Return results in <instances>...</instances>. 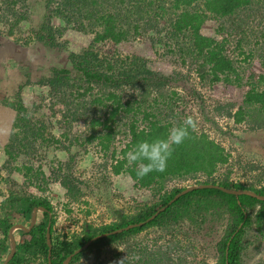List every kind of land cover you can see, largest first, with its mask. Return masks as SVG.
Instances as JSON below:
<instances>
[{
    "label": "trees",
    "instance_id": "16d2710c",
    "mask_svg": "<svg viewBox=\"0 0 264 264\" xmlns=\"http://www.w3.org/2000/svg\"><path fill=\"white\" fill-rule=\"evenodd\" d=\"M42 2L45 9L43 19L38 27L32 29L35 40L50 48L61 47L58 38L71 24L76 30L93 33L94 37L88 49L69 55L75 69L73 77L67 69L51 68V75L42 76L38 82L47 85L50 91L62 92L67 87L74 94L76 109L68 111L72 118L68 114L65 120L69 122L81 117L88 120L91 133L87 141L100 138L99 145L106 150L110 143L113 144L115 134L125 135L120 157L110 163L111 171L127 174L138 188L150 189L153 199L138 206L134 213L118 211L117 218L111 223L101 226L85 224L79 234L65 236L54 229L49 201L11 191L1 204L4 214L0 215L1 248L13 224L5 219L6 216L24 222L30 218L33 207L43 206L46 210L37 214L40 218L27 234L16 237L15 254L8 264H32L38 259L43 264H61L92 237L145 221L187 186L182 185L185 180H195V184L249 189L264 195V184H258L264 180V168L256 182L231 178L230 168L220 172L219 168L229 163V153L199 128L175 148L164 172L153 171L143 179H137L136 165L127 166V152L138 141L162 137L170 127L181 124L186 116H193L182 108L187 94L182 95L180 89L170 86L165 75L149 69L141 56L114 58L100 55L95 49L99 42L118 43L127 40L131 32L143 34L154 30L153 35H157L155 43L169 41L172 46L167 45L168 51L177 54L178 63L187 66L185 75L192 73L203 87L229 83L246 70L250 71L248 75L252 78L254 60H257L262 87L257 88L250 82L243 105L240 104L235 111L229 104H217L214 110L231 117L235 123H246L249 130L264 131V0ZM5 3L3 13L7 12L2 16L9 22L8 32L11 34L13 27L20 26L19 23L26 18L23 13L17 17L15 12L19 0H0V4ZM209 22L215 23L216 31L222 33L220 39L203 33ZM261 25V34L252 33L255 26ZM28 40L24 43L27 44ZM231 41L237 52L229 50ZM240 55L243 56L241 60ZM242 62L246 63L245 66ZM192 69L193 72H190ZM94 87L98 88L96 92ZM22 88L19 86L15 98L4 100L16 113L4 149L6 160L10 163L17 158L18 149L29 150L37 139L41 142L46 139L42 125L32 122V114L19 95ZM189 94L193 102L205 106L199 90L191 89ZM86 96L90 97L89 100ZM85 106L89 107L79 109ZM99 126L103 127L100 131L95 129ZM120 127H123L122 131ZM24 167L26 175L40 174L32 172L31 166ZM255 168L256 164L249 165L250 170ZM62 182L69 186L71 197H76V185L70 179ZM48 222L50 263L46 243ZM219 227L220 234L213 244L217 253L215 264H245L248 258L259 253L264 242V200L247 194L236 196L215 187L194 189L178 197L142 226L97 237L85 249L74 254L69 264H79L82 258L97 259L103 250L107 253L111 251L105 264H119L121 259H124L123 264H194L195 247L199 240L209 238L214 242ZM150 228L155 233L151 243H142L136 238ZM120 244H124V251H119ZM199 264L208 263L203 260Z\"/></svg>",
    "mask_w": 264,
    "mask_h": 264
},
{
    "label": "rangeland",
    "instance_id": "374dc122",
    "mask_svg": "<svg viewBox=\"0 0 264 264\" xmlns=\"http://www.w3.org/2000/svg\"><path fill=\"white\" fill-rule=\"evenodd\" d=\"M4 7L6 3L0 4V215L4 216L1 204L11 191L43 198L49 201L52 207L56 233L69 236L79 234L85 224L101 226L111 223L117 218L118 211L131 214L141 204L150 202L153 199L150 189L138 188L127 174H114L111 171L110 163L120 157V150L126 141L125 135L115 134L113 144L110 143L106 150L99 145L100 138L87 141L91 133L88 120L84 117L69 122L65 120L68 111L74 112L76 109L74 94L70 93L67 87L66 90L63 88L62 92H53L47 85L38 82L42 76L51 75V68L67 69L73 77L75 69L69 55L88 49L94 34L76 30L71 24L58 38L61 47L50 48L32 36V29L38 27L45 12L42 0H19V3H16L17 17L23 13L26 19L19 23L20 26H14L11 34L8 32L9 22L2 16L7 12L3 13ZM262 26H255L252 33L261 34ZM215 27V23L209 22L202 31L220 39L222 33L217 32ZM153 31L149 30L143 34L131 32L127 40L123 39L118 43L99 42L95 49L100 55L114 58L141 56L149 69L165 75L170 86L180 89L182 95L187 94L189 101L183 99L182 108L192 113L198 121L199 130L207 133L229 153V163L222 165L220 172L230 168L231 178L256 182L264 168V131L249 130L246 123H235L231 117L217 113L214 108L217 104H229L232 111H235L240 104L243 105L244 97L251 86L250 82L257 88L262 87L259 82L258 61L254 60L255 72L252 78L248 75L250 71L246 70L229 83L203 87L192 73L185 75L187 66L178 63L177 54L168 51L167 45L172 46L168 44L169 41L155 43L157 35H153ZM26 40L29 41L27 44L24 43ZM232 45L233 41L228 46L230 51L234 49ZM237 58L239 59L238 56ZM241 58L242 55L240 60ZM245 64L242 62L243 66ZM19 86H23L19 95L32 114V122L42 125L46 139L43 142L37 139L29 150L18 149L17 158L10 163L6 160L4 149L16 113L4 100L15 98ZM71 89L74 91V87ZM97 89L94 87V92ZM191 89L200 91L205 106L193 102L189 94ZM85 98L89 100L90 97ZM68 102L70 105H67ZM87 107L89 106L79 109ZM102 128L99 126L95 129L100 131ZM122 129L123 127H120V131ZM252 164H256L257 168L250 170L249 165ZM24 166H31L32 172L40 174L26 175ZM64 179H70L76 185V197H71L69 186L66 187L62 182ZM194 182L195 180H185L182 185L195 184ZM258 184H264V180ZM5 219L12 223L21 220L13 216H6ZM220 230L221 227L214 237V242L209 238L199 240L195 247L194 264L203 260L208 264H215L217 253L213 244ZM14 234L17 238L21 237L19 229H16ZM154 234L150 228L142 231L136 238L142 243H151ZM162 241L164 240L159 242ZM123 248L124 244L118 247L119 251H124ZM8 251L6 239L4 247L1 248L0 245V264ZM109 252L111 251L107 253L103 250L97 259L82 258L79 264H105L108 254H111ZM32 264L43 262L38 259L33 260ZM245 264H264V242L259 253L248 258Z\"/></svg>",
    "mask_w": 264,
    "mask_h": 264
},
{
    "label": "clouds",
    "instance_id": "9594fccd",
    "mask_svg": "<svg viewBox=\"0 0 264 264\" xmlns=\"http://www.w3.org/2000/svg\"><path fill=\"white\" fill-rule=\"evenodd\" d=\"M197 131V120L193 116H186L181 124L170 127L164 136L138 141L125 156L127 166L136 165L137 179H143L153 171L164 172L175 148L189 139L191 133ZM22 223L27 224L25 221ZM123 261L124 259H121L119 264H123Z\"/></svg>",
    "mask_w": 264,
    "mask_h": 264
},
{
    "label": "water",
    "instance_id": "95a60500",
    "mask_svg": "<svg viewBox=\"0 0 264 264\" xmlns=\"http://www.w3.org/2000/svg\"><path fill=\"white\" fill-rule=\"evenodd\" d=\"M204 187H215V188H220L221 190L234 194L236 196L240 195V194H247L253 197H256L257 199L260 200H264V195H259L258 193H256L253 190H249V189H232V188H224L222 186L219 185H214V184H191V185H187L183 190H181L180 192H178L177 194H175L169 201L167 204H165L164 206L160 207L159 209H157L155 211V213H153L150 217H148L145 221H141V222H137V223H132V224H128L125 227L122 228H118L116 230H113L111 232H106V233H101L97 236L92 237L91 239H89L84 245L80 246L79 248H77L76 250H74L72 253H70L63 261L61 264H69V261L71 260V258L73 257L74 254L80 252L81 250L85 249L94 239H96L97 237H103V236H107L108 234H114V233H119L122 232L124 230H128L130 228L136 227V226H142L145 222H148L150 220H152L153 218H155V216L161 212L162 210L165 209V207H167L169 204H171L174 200H176L178 197H180L181 195L192 191L194 189H199V188H204ZM46 209L43 206H35L32 209V213L30 216V220H29V224L27 225L26 223H22V222H17L14 223L10 226V228L8 229V233H7V244L9 247V251L7 252L2 264H8V261L13 257V255L15 254V250H16V236L14 234V231L16 229H21L22 231L25 232H29L33 226L36 224V218H37V212L38 211H45ZM46 243L48 246V255H47V259H48V263H50V255H51V236H50V222H48L47 226H46Z\"/></svg>",
    "mask_w": 264,
    "mask_h": 264
},
{
    "label": "flooded vegetation",
    "instance_id": "af4514ba",
    "mask_svg": "<svg viewBox=\"0 0 264 264\" xmlns=\"http://www.w3.org/2000/svg\"><path fill=\"white\" fill-rule=\"evenodd\" d=\"M42 212H43V211H38L37 214L42 213ZM37 219H38V218H36V222H37ZM20 222H21V220H20ZM13 224H14V223H13ZM28 224H29V221L27 222V225H28ZM19 231L21 232V236L27 234V232L22 231L21 229H19Z\"/></svg>",
    "mask_w": 264,
    "mask_h": 264
},
{
    "label": "crops",
    "instance_id": "0c3cea01",
    "mask_svg": "<svg viewBox=\"0 0 264 264\" xmlns=\"http://www.w3.org/2000/svg\"><path fill=\"white\" fill-rule=\"evenodd\" d=\"M4 260V259H3Z\"/></svg>",
    "mask_w": 264,
    "mask_h": 264
}]
</instances>
